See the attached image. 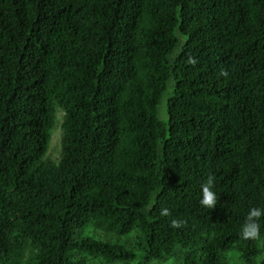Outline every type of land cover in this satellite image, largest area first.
I'll return each instance as SVG.
<instances>
[{"label": "trees", "instance_id": "trees-1", "mask_svg": "<svg viewBox=\"0 0 264 264\" xmlns=\"http://www.w3.org/2000/svg\"><path fill=\"white\" fill-rule=\"evenodd\" d=\"M253 206L264 0H0V264H264Z\"/></svg>", "mask_w": 264, "mask_h": 264}, {"label": "clouds", "instance_id": "clouds-1", "mask_svg": "<svg viewBox=\"0 0 264 264\" xmlns=\"http://www.w3.org/2000/svg\"><path fill=\"white\" fill-rule=\"evenodd\" d=\"M188 63L195 65L197 61L194 58L189 57ZM220 75L227 76L228 73L221 70ZM215 184V175L209 173L201 184L202 198L200 204L206 208L214 209L217 205L216 193L212 190ZM161 216H170L171 211L167 207H162L160 210ZM264 216V209L259 207H251L244 218V222L240 229V236L243 239H256L260 235V219ZM187 221L173 218L170 222L172 228H182L186 225Z\"/></svg>", "mask_w": 264, "mask_h": 264}, {"label": "rangeland", "instance_id": "rangeland-1", "mask_svg": "<svg viewBox=\"0 0 264 264\" xmlns=\"http://www.w3.org/2000/svg\"><path fill=\"white\" fill-rule=\"evenodd\" d=\"M57 121L54 127V130L52 132L48 147L46 149L45 155L49 156L50 158H56L58 157V152H59V121H60V113H57Z\"/></svg>", "mask_w": 264, "mask_h": 264}]
</instances>
